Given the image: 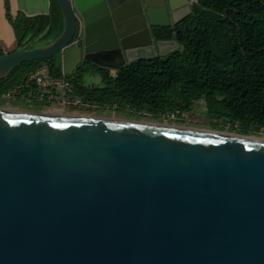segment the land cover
Wrapping results in <instances>:
<instances>
[{"label": "water", "instance_id": "obj_1", "mask_svg": "<svg viewBox=\"0 0 264 264\" xmlns=\"http://www.w3.org/2000/svg\"><path fill=\"white\" fill-rule=\"evenodd\" d=\"M57 1L61 35L0 55V78L168 55L156 30L195 3ZM221 132L0 112V264H264V140Z\"/></svg>", "mask_w": 264, "mask_h": 264}, {"label": "trees", "instance_id": "obj_2", "mask_svg": "<svg viewBox=\"0 0 264 264\" xmlns=\"http://www.w3.org/2000/svg\"><path fill=\"white\" fill-rule=\"evenodd\" d=\"M5 13L17 49L37 47L30 45L35 37L49 44L64 29L57 0H50L49 13L32 16L14 14L5 0ZM156 33L158 39H174L180 47L116 71L87 62L67 74L60 54L25 61L0 78V95L20 85V90L29 89L30 73L46 66L50 75L70 81L72 94L92 104L166 115L190 111L203 98L209 118L225 126L239 124L243 134L264 127V0H197L190 13ZM87 73L99 76L100 83L85 84Z\"/></svg>", "mask_w": 264, "mask_h": 264}, {"label": "rangeland", "instance_id": "obj_3", "mask_svg": "<svg viewBox=\"0 0 264 264\" xmlns=\"http://www.w3.org/2000/svg\"><path fill=\"white\" fill-rule=\"evenodd\" d=\"M30 45H36L43 46L45 45V40L40 37H35L33 40H31ZM61 55V54H60ZM85 83L88 85L91 84H97V78L93 74H87L84 78ZM29 89H24L20 91H16V93H23L24 98L27 96L33 97V96H39L37 94V91L29 86ZM48 94H61L63 91L60 89H56L55 93H53L51 90H46ZM13 93L12 96H16L17 94ZM29 95H28V94ZM48 96V95H47ZM63 96L67 97L68 99H72L75 103L81 104L84 101L81 97H78L71 92H67L65 95L63 93L60 95V97L63 98ZM78 100H80L78 102ZM93 106L95 108H92V106L87 107L86 105H81L80 109L82 111H92L94 116L98 117H105V118H111V119H124V120H133V121H142V122H149V123H155V124H167V125H179V126H186L196 129H207V130H222L227 132H235L240 133L238 128L240 127L239 124H235L232 128L230 124H227L226 126L223 125L221 121H218L216 119H211L207 115V108L205 104V100L202 98L195 102V105L192 110L186 111L181 114L176 113V117L171 118L170 116H167V114L159 113L158 115L150 114L146 111L141 112H134L130 108H118L117 106H110V105H98ZM251 135H257L260 137H264V127L261 128L258 132H251L248 133Z\"/></svg>", "mask_w": 264, "mask_h": 264}, {"label": "flooded vegetation", "instance_id": "obj_4", "mask_svg": "<svg viewBox=\"0 0 264 264\" xmlns=\"http://www.w3.org/2000/svg\"><path fill=\"white\" fill-rule=\"evenodd\" d=\"M16 96H7L8 99L5 103L0 104V112L17 114V115H32V116H48L53 118H83V119H96L104 118L94 116L92 111H82L81 105L96 106L89 102H82L81 104L75 103L72 99H68L61 94L40 96H27L24 98L23 93H16ZM4 95V94H3ZM6 96V95H4ZM92 108H95L93 107Z\"/></svg>", "mask_w": 264, "mask_h": 264}, {"label": "crops", "instance_id": "obj_5", "mask_svg": "<svg viewBox=\"0 0 264 264\" xmlns=\"http://www.w3.org/2000/svg\"><path fill=\"white\" fill-rule=\"evenodd\" d=\"M12 12L15 14L18 11H23L27 15L47 14L50 11V0H9ZM197 2V0H195ZM191 4L190 7H192ZM188 7H182L174 17L179 19L189 12ZM18 48V43L12 25L8 21L5 13V0H0V49L5 52H10ZM115 71V70H112ZM91 74V73H87ZM86 74V75H87ZM85 75V76H86ZM97 78L96 83H100V77ZM86 84V83H85Z\"/></svg>", "mask_w": 264, "mask_h": 264}, {"label": "built area", "instance_id": "obj_6", "mask_svg": "<svg viewBox=\"0 0 264 264\" xmlns=\"http://www.w3.org/2000/svg\"><path fill=\"white\" fill-rule=\"evenodd\" d=\"M31 83H32V88H34L37 91V94H39L40 97H44L46 95H53V94H48L46 90H51L53 93H55L56 89H60L61 91H63L62 92L63 95H65L68 91L71 92L70 81H68L64 76L54 77L50 75L49 70L46 66L38 67L37 69H35L30 73L28 80L26 82V86L30 85ZM20 89H22L21 85L4 95L12 96L13 93H16V91L18 92ZM79 101L80 100H78V102ZM167 116L174 118L176 117V114L169 113L167 114Z\"/></svg>", "mask_w": 264, "mask_h": 264}, {"label": "bare ground", "instance_id": "obj_7", "mask_svg": "<svg viewBox=\"0 0 264 264\" xmlns=\"http://www.w3.org/2000/svg\"><path fill=\"white\" fill-rule=\"evenodd\" d=\"M142 122V121H141ZM149 123V122H148ZM186 127V126H185ZM200 130H205V131H213V132H221V131H218V130H207V129H200ZM221 133H227V134H233V135H239L237 133H234V132H227V131H222ZM239 136H243V135H239ZM245 137H251V138H256V139H260V140H264V137H260V136H257V135H247Z\"/></svg>", "mask_w": 264, "mask_h": 264}]
</instances>
